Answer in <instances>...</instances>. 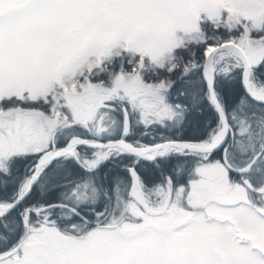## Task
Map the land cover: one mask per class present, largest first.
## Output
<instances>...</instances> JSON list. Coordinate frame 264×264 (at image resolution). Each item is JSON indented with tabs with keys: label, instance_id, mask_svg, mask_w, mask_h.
<instances>
[{
	"label": "snow or ice",
	"instance_id": "6c2138e0",
	"mask_svg": "<svg viewBox=\"0 0 264 264\" xmlns=\"http://www.w3.org/2000/svg\"><path fill=\"white\" fill-rule=\"evenodd\" d=\"M0 264H264V0H0Z\"/></svg>",
	"mask_w": 264,
	"mask_h": 264
}]
</instances>
